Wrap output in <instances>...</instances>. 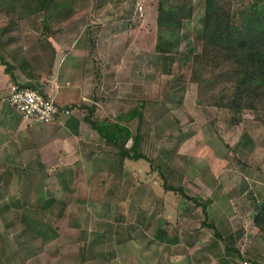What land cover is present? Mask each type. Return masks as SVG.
I'll return each instance as SVG.
<instances>
[{
  "label": "rangeland",
  "instance_id": "obj_1",
  "mask_svg": "<svg viewBox=\"0 0 264 264\" xmlns=\"http://www.w3.org/2000/svg\"><path fill=\"white\" fill-rule=\"evenodd\" d=\"M139 1L142 15L136 12ZM254 1L235 0V20ZM156 2L79 0L57 31L47 33L37 22L38 28L25 26L17 40L2 46L17 63L23 59L13 52L21 47L41 72L47 37L62 35L69 48L81 31L90 45L115 34L119 54L126 47L132 51L133 100L100 96L96 113L114 119L143 99V118L130 125L140 130L148 159L124 158L88 121L79 135L54 125L40 131V124L30 126L17 109L0 103V121L19 123L12 134V127L0 129V137L6 135L0 138V264H236L228 243L249 254L255 204L264 203V111L258 119L245 110L235 121L197 102L190 74L193 53L201 50L206 0H192L181 53L172 64L155 50ZM233 155L248 164L231 161ZM165 178L191 195L211 196L208 216L180 192L166 190ZM244 179L250 187L242 191ZM203 221H214L222 235Z\"/></svg>",
  "mask_w": 264,
  "mask_h": 264
},
{
  "label": "trees",
  "instance_id": "obj_2",
  "mask_svg": "<svg viewBox=\"0 0 264 264\" xmlns=\"http://www.w3.org/2000/svg\"><path fill=\"white\" fill-rule=\"evenodd\" d=\"M79 0H0V61L7 72L15 77V68H20L29 76L35 74L29 58L22 55V48H14L13 58L22 57L20 63L11 62L2 50L18 39L23 28H38L47 33L57 31L56 24L70 18ZM107 0H99L103 4ZM109 1V0H108ZM235 0H206L204 23L201 34V50L193 53L190 80L198 85L197 102L218 108V113L228 114L239 121L245 110H252L258 119L264 111V4L255 0L250 10H243L240 21L235 20L233 3ZM157 41L155 50L163 55L165 61L172 64L181 53L180 41L184 19L191 17L194 5L192 0H157ZM39 24H36V23ZM29 23V24H28ZM53 35V34H52ZM48 39V37H47ZM167 72H172L171 66ZM36 87L34 85L22 84ZM104 99V98H103ZM88 121L103 137L120 148L124 158H147L142 152V135L140 130L134 132L130 122L143 118L144 102H138L128 111L119 112L114 119L96 113L95 103H84ZM132 139V144L128 141ZM238 159L244 166L246 160ZM230 165V162H229ZM166 190L180 192L195 205L202 207L208 216V206L213 202L209 195H191L182 186H175L164 181ZM250 185L244 179L242 191ZM255 204L253 225L264 232V203ZM221 232L214 221H203ZM237 244V243H236ZM236 244H226L232 250L233 257H241V248Z\"/></svg>",
  "mask_w": 264,
  "mask_h": 264
},
{
  "label": "crops",
  "instance_id": "obj_3",
  "mask_svg": "<svg viewBox=\"0 0 264 264\" xmlns=\"http://www.w3.org/2000/svg\"><path fill=\"white\" fill-rule=\"evenodd\" d=\"M111 33L109 31L111 39L107 40L105 36L98 40H94V38V42L90 45L86 40V33L84 34L81 31V38L77 37L71 40L69 48L63 46L65 39L61 38L63 37L62 35L49 37L46 41L48 44L46 53L49 54L46 69L45 71L35 72L33 76L27 75L20 68H15V77H13L11 73L6 71L5 65L0 61V103L4 107L6 106L8 110L10 106L7 102V95L13 83L20 82L34 85L41 91L52 95L60 105L70 107L72 113L70 115H61L57 120L50 123L29 119L23 120L29 123L30 126L40 124V131L45 127L48 128L54 125L57 129L65 128L70 131L77 129L78 135L84 129H87L85 126L87 121L84 116L81 117V111L87 109L86 106H82L84 103L91 104V102H94L100 105L101 101H98L101 100L100 96L109 95L116 98L109 99L110 102L111 100H121V102L129 104L128 101L133 100L131 96L134 94L135 87L134 69L129 60L131 59L129 52L132 51L126 47V51L119 54L121 52L117 46L119 42H116L117 37L115 34L112 36ZM120 42L122 43V41ZM141 74L142 78L143 71ZM141 102L143 104V99ZM132 107L133 105L130 104L127 111L132 109ZM10 110L12 109L9 108V115L11 114ZM7 126L13 128H9V132L12 134L13 132L10 130L14 131L15 127L19 126V123L8 120L7 117L6 121H0V129H4ZM88 126L101 136L90 123ZM4 137H6L5 134L0 137L1 141H5ZM83 139L86 142L89 141L88 139ZM104 139L109 141L105 137ZM90 143H93V141ZM254 227L253 239L246 246V252H249V254L245 256L241 250L242 255L238 257L239 261L236 264H264V232L259 231L256 226ZM240 258H243V260H240Z\"/></svg>",
  "mask_w": 264,
  "mask_h": 264
},
{
  "label": "built area",
  "instance_id": "obj_4",
  "mask_svg": "<svg viewBox=\"0 0 264 264\" xmlns=\"http://www.w3.org/2000/svg\"><path fill=\"white\" fill-rule=\"evenodd\" d=\"M139 6L136 12L143 14V5ZM7 102L17 109L24 119L37 120L50 123L57 120L61 115H70L72 109L68 106L60 105L55 98L41 91L40 89L28 85L13 83L7 95Z\"/></svg>",
  "mask_w": 264,
  "mask_h": 264
}]
</instances>
